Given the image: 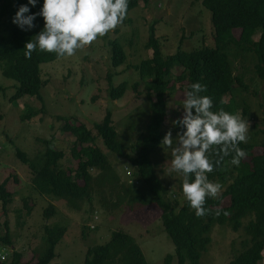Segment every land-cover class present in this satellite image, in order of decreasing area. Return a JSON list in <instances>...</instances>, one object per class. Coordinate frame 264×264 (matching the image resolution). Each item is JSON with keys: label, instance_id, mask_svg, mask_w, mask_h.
I'll list each match as a JSON object with an SVG mask.
<instances>
[{"label": "trees", "instance_id": "16d2710c", "mask_svg": "<svg viewBox=\"0 0 264 264\" xmlns=\"http://www.w3.org/2000/svg\"><path fill=\"white\" fill-rule=\"evenodd\" d=\"M147 1L0 0V73L15 82L9 101L17 105L18 99L31 96L43 102L41 65L75 51L63 18L92 7L106 25L116 20L128 23V12ZM198 1L210 13L212 44L186 52L178 46L175 53L164 56L155 25L148 28L145 47L152 50V55L133 67L145 82L149 121L135 143L127 147L119 140L111 111L107 110L102 121L93 124L95 135L83 123L62 118V131L74 137L70 150L74 169L61 166L59 160L64 152L54 148L52 138L43 139L44 150L32 158L19 148L15 155L30 169L34 190L61 199L77 210L80 202L91 203V170L100 172V180L112 172L107 156L95 144L99 138L108 151L126 157L136 169L134 176L139 185H128L116 204L124 200L129 204L139 202L141 206L153 203L160 209L161 224L174 245V254H167L164 264H201L215 225L227 226L233 232L243 230L245 234L242 250L228 264H258L264 249V116L262 127L253 124L245 134L244 117L249 114V105L237 96L248 86L241 73H234L233 66L236 62H253L256 75L264 80V0ZM137 33L138 30L132 31L131 42L134 36L139 37ZM256 33L259 37L254 39ZM109 44L111 65L118 67L126 60L123 45L113 39ZM175 67L181 71L174 76L171 71ZM176 82L183 87L188 114L185 119L175 120L171 131L193 134L200 126L202 130L195 154L178 161L185 179L172 196L155 174L151 156L165 139L162 125L167 113L166 97ZM126 86V82L109 85L110 100L120 98ZM4 90L0 84V93ZM224 95H228L226 101ZM35 113L27 106L20 119ZM5 183L6 179L0 183L4 211L11 197ZM179 196L183 199L180 205ZM25 206L29 213L31 206ZM55 211V205L49 204L43 210L44 219H50ZM4 229L0 245L12 247L7 221ZM66 231L64 225L45 223L41 237L44 246L31 264H49ZM21 258L20 252L12 250L10 258L0 260V264H30ZM82 264L148 263L135 239L117 229L111 231L107 240L89 246Z\"/></svg>", "mask_w": 264, "mask_h": 264}, {"label": "rangeland", "instance_id": "374dc122", "mask_svg": "<svg viewBox=\"0 0 264 264\" xmlns=\"http://www.w3.org/2000/svg\"><path fill=\"white\" fill-rule=\"evenodd\" d=\"M201 8L204 11L201 12ZM126 18L130 22L116 20L106 25L92 7L63 18L75 51L41 65L43 102L31 96L18 99L17 105L10 102L15 82L0 73V84L5 89L0 93V183L6 179L5 189L11 193L5 211L0 200V236L5 235L4 221H7L13 245H0V251L4 248L8 251L6 258H10V252L15 250L21 253L22 261L33 263L43 245L41 237L45 223L67 227L55 246L56 256L49 264H82L86 249L107 240L111 231L117 229L135 239L148 264H164L165 256L174 254L173 242L161 224L160 209L155 204L141 206L139 202L129 204L126 200L116 204L128 185H139L133 177L136 169L126 157L108 151L99 138L95 139V144L107 156L112 172L107 174L108 178L105 176L100 180V172L91 170L94 178L91 203L84 200L77 210L61 199L34 190L30 169L15 155L19 148L32 158L44 150L43 139L52 138L53 145L64 151V157L59 160L61 166L74 169L75 161L70 152L74 137L62 131V118H69L71 123H83L95 135L93 124L102 121L107 110L111 111L119 140L129 147L145 132L149 121L145 82L133 67L152 55V50L145 47L149 26L155 25V35L164 56L175 53L178 46L186 52L212 44L210 13L199 6L198 0H148L147 4L140 2L130 10ZM137 30L139 37L134 36L131 42L132 31ZM258 37L259 33H256L254 39ZM112 39L120 41L126 53L125 62L118 67H113L110 61L109 40ZM233 70L235 74H242L248 86L237 96L249 105V114L244 117L246 134L253 124L262 127L264 80L256 75L250 61L234 63ZM180 71L175 67L171 72L175 76ZM121 82L127 84L124 94L110 100L109 85L117 86ZM183 95V87L178 82L168 91L167 113L162 125L165 139L151 156L155 174L172 196L179 182L185 179L178 161L195 154L198 133L202 130L200 126L193 134L191 131H171L173 122L185 119L188 114ZM227 98L228 95L223 96L224 101ZM27 106L36 111L35 115L20 119ZM238 116H241L240 110ZM255 149L260 150L259 147ZM178 199L180 205L183 199L180 196ZM25 204L31 206L29 213ZM49 204H54L56 211L45 220L43 210ZM85 224L95 227H83ZM210 237L208 249L200 258L201 264H228L232 256L242 250L241 240L245 234L243 230L233 232L227 226L215 225ZM261 255L258 264H264V249ZM173 261L175 263V259Z\"/></svg>", "mask_w": 264, "mask_h": 264}, {"label": "clouds", "instance_id": "9594fccd", "mask_svg": "<svg viewBox=\"0 0 264 264\" xmlns=\"http://www.w3.org/2000/svg\"><path fill=\"white\" fill-rule=\"evenodd\" d=\"M41 142H42V141H41ZM54 148H55V149H58V148H56L55 146H54ZM60 150H61V149H60ZM63 152H64V151H63ZM63 157H64V156H63ZM73 159H74V158H73ZM60 160H61V159H60ZM128 175H129V174H128ZM133 177H135V176H134V171H133ZM6 247H7V246H6ZM2 248H4V247H2ZM4 250H6V248H4L3 251H1V252L6 253V257H7V255H8V251H4ZM10 254H11V252H10ZM6 257H5V259H8V258H6ZM5 259H3V260L0 259V260H1V261H4Z\"/></svg>", "mask_w": 264, "mask_h": 264}, {"label": "built area", "instance_id": "2783aa9c", "mask_svg": "<svg viewBox=\"0 0 264 264\" xmlns=\"http://www.w3.org/2000/svg\"><path fill=\"white\" fill-rule=\"evenodd\" d=\"M5 257H6V253H3L0 251V259L3 260V259H5Z\"/></svg>", "mask_w": 264, "mask_h": 264}]
</instances>
